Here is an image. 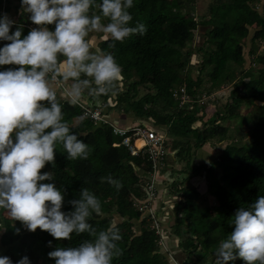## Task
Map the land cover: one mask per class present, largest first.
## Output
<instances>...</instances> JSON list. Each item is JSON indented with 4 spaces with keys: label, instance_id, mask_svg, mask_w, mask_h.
<instances>
[{
    "label": "trees",
    "instance_id": "16d2710c",
    "mask_svg": "<svg viewBox=\"0 0 264 264\" xmlns=\"http://www.w3.org/2000/svg\"><path fill=\"white\" fill-rule=\"evenodd\" d=\"M186 2L195 6L197 0H171L170 5L167 0H134L129 9L133 17L130 23L143 22L147 26L146 33L115 41L114 47H110L113 43L110 37L98 44L101 50L113 52L121 65L122 79L117 82L115 94L84 97L100 101L99 105L94 101L87 105L102 106L109 122H95L84 116L80 104L86 103L85 100L73 105L60 94L62 90L58 93L64 118L70 126L74 125L72 130L88 143L91 151L87 159H67L63 146L58 144L54 150L55 166L48 162L40 171H53L57 186L66 189L62 210H70L72 205L67 201L76 198L82 187H88L101 201L103 214L94 213L89 221L97 230L112 224L111 214L123 219L117 224L122 238L118 241L120 254L114 257L113 264H175L180 259L172 249L170 254L175 262L163 252L158 244L162 236L153 227V220L140 210L147 196L144 190L147 180L137 168H147L145 171L149 172L151 167L121 144L122 138L115 135L111 125L114 123L110 119L112 112L132 114L135 118L148 117L156 126H167L173 140L172 150H177L176 158L180 162L192 161L193 151L209 142H233L225 146L211 165L185 164L182 172H186L187 177L171 183L173 195L180 198L172 236L178 239L177 245L185 254L178 264H204L203 257L214 255L218 242L230 233L235 210L264 195V55L258 54L264 42V0H213L208 17H201L200 23L209 28L198 47L195 31L201 24L188 14ZM9 4L6 2L4 6L0 0V13L9 14ZM27 15L20 10L16 21L24 26V35L35 27ZM15 27L14 24L10 32ZM48 27L52 29L54 24ZM252 27L255 28L250 51L253 63L246 70L244 41ZM91 37L92 33L88 39ZM4 43L8 41H0V46ZM194 55L201 59L196 78L191 74ZM9 67L19 65H0V70ZM186 85H189L190 101L181 104L174 92ZM230 86L233 88L225 104L206 117L200 102ZM233 118L240 119V127L234 129L243 132L250 143L240 144L242 139L231 136L228 123ZM108 175L118 179L122 187L116 189L107 180H101ZM197 176H205L208 193L217 201L212 209L214 213L206 214V209L198 202L201 194L190 183ZM183 183L190 187L182 189ZM1 211L0 246L7 248L4 255L14 264L24 255L31 264H55V258L47 255L49 251L91 239L86 232L67 239L55 238L39 227L29 231L19 220L4 218ZM135 221L143 226L139 234L134 232ZM16 228L21 229L19 233ZM235 264L245 262L237 258Z\"/></svg>",
    "mask_w": 264,
    "mask_h": 264
},
{
    "label": "clouds",
    "instance_id": "9594fccd",
    "mask_svg": "<svg viewBox=\"0 0 264 264\" xmlns=\"http://www.w3.org/2000/svg\"><path fill=\"white\" fill-rule=\"evenodd\" d=\"M20 5L36 25L26 35L22 24L0 13V41H8L0 46V65H19L0 70V209L29 231L39 227L67 239L84 232L90 235L78 245L49 251L55 264H113L120 254L119 227L112 223L97 230L89 222L94 213L103 214L99 197L82 187L76 198L67 201L72 208L62 210L66 189L57 186L53 171L40 170L48 162L55 166L58 144L67 159H87L91 151L64 118L54 82L64 85L60 94L75 105L85 95L115 94L122 79L113 52L93 50L89 34H106L114 47L115 41L130 35H144L147 26L130 23L134 0H20ZM101 180L122 187L111 175ZM231 225L214 250L216 264H235L237 258L245 264H264V195L237 208ZM0 264L14 262L0 255ZM15 264L31 261L24 255Z\"/></svg>",
    "mask_w": 264,
    "mask_h": 264
},
{
    "label": "rangeland",
    "instance_id": "374dc122",
    "mask_svg": "<svg viewBox=\"0 0 264 264\" xmlns=\"http://www.w3.org/2000/svg\"><path fill=\"white\" fill-rule=\"evenodd\" d=\"M1 1H3V3L4 2L11 3V4H9L11 6V10H10V14H8V15L13 20L17 21L18 18H19L20 10L22 12L21 5H20V3H18V0H14V1H11V0H1ZM212 2H213V0H197V3H196L195 6H193L190 3H187L186 2V10H187L188 14L191 17L194 18V21L195 22H197V23L199 22L200 23L202 16H204L203 18H207L208 17V15H209V7H210V4ZM167 4L170 5L171 4V0H167ZM260 10L262 11V9H260ZM208 28H209V26H207V25H202L201 24V25L198 26V29L195 31V34H196L195 46L198 47L199 45H202L203 41L205 40V34L208 31ZM254 33H255V28H253V27L250 28V35H249L248 39L244 41V51H243V54H244V57H245L244 69H246V70L253 63L252 56L250 55V51H251V48H252V41L251 40L253 38ZM93 34L101 35L103 33H98V32H95L94 31V32H92V35ZM93 38H95V39H93ZM93 38H91L90 40L93 42L94 48H99V47H97L98 44L100 43V41H102V40L105 39L104 37L103 38L102 37L101 38H99V37H93ZM258 54L264 55V42L260 44V48H259ZM200 60H201L200 57L195 56V55L191 59V63L194 64V69L192 70V73L191 74H192V77H194V78H196L198 76V74H199L198 69H199V66H200L199 65ZM54 86L57 87V89L59 91L58 93H60L61 90L63 89V87L61 85H59L57 82H54ZM184 88H187V90H189V85H186ZM232 88H233V86L232 87L230 86L228 88L222 89L219 93L214 94V95L212 94L211 97L210 96H206L203 99V101L200 102L201 105H202L201 107L204 109V111L202 110V112H204L206 114L205 115L206 117L211 116L214 113V110H216L217 108L220 109L225 104V101L227 100V98L229 96V93L232 91ZM82 99L84 100V97ZM245 111H247V109H244V112ZM202 112L199 111L198 115H201ZM117 113L118 114H116V116H118V117L124 114L123 112H117ZM113 114L110 116V119L111 120L113 119V121H114L115 117H114ZM123 116H124V121H122V119L119 120V118L117 119L116 123L118 125L131 126V124L133 123V121L136 120V118L132 114H124ZM143 120L149 122L150 123V126L157 128L158 131L165 132L167 134V136H170L168 134V131H167L168 130L167 126H164V125H157L156 126V124L153 122V120L151 118H148V117L144 118ZM138 122L140 123L141 121H138ZM239 123H240V119L239 118H233L231 121H229L228 125L230 127V134H231V136L233 138H235V139H242L243 141H240V144L250 143L251 141L247 137H245V134L243 132L242 133H240V132L238 133L237 132L238 130L237 129H234L235 127H240ZM228 143H233V142L228 141V142H222V143L215 144V142L213 141V142H209V143L205 144L199 150H194V151L192 150L193 151L192 161H190V162H184V161L180 162V161H177V164H174V167H172L170 169L172 171L173 176L175 177L172 180L177 179V180H180L181 181V180H184L187 177L186 176L187 173L186 172H182V170H183L182 166H185V164H191V165H193V164H198V163H202L203 162V163H206L208 165H211V163L214 160H216V157L219 156L220 152L225 148V146ZM194 152H195V154H194ZM208 155H210V156H208ZM171 158H172V156H170V159H169V162H168V166L169 167L171 165H173V163H174V160L171 159ZM201 158H202V160H201ZM175 162H176V160H175ZM169 167H167V168H169ZM165 169H166V167L162 170L163 173H164ZM137 170H138V172H139V174L141 176H143V177L146 178V180H147L146 182L147 183L149 181H151L150 173H148V172L145 171V170H147V168H145V170H144V168H137ZM179 172H181V173H179ZM198 177H200V176H198ZM172 180L170 179V180H167L168 182L167 181L165 182V187L168 186L167 184L170 185L169 187H170V191L171 192L173 191V189L171 190V188H172V184H171L172 183ZM192 180L194 182L195 181H203V183L206 182L205 181V176H203L202 178H197L196 177V178H193ZM147 183H146V185H147ZM187 187H190V185L189 184H186V183H183L181 188L183 189V188H187ZM197 188L201 189L200 186H197ZM207 190L208 189H205V190L200 191L201 198H200V200L198 202H199L200 206L202 207V209H206V211H205L206 214H208V213H214V211L212 209H213V206H215L217 204V201H216V199L214 197H212L208 193ZM169 197H168V199H169ZM158 198H159V196H158ZM158 198L155 201H153L154 208H157L158 206L159 207L162 206L161 202H158L159 201ZM177 206H178V204L176 205V207ZM1 214L3 215L4 218H6L8 220H11L12 219L11 216L9 215V213L7 212V210L2 209ZM162 214H163V212H162ZM144 216H145V214H144ZM161 219H162L163 222L165 221V218L164 217L161 218ZM111 220H112V223H115L116 225L119 224V223H121L123 221V219L120 218L118 214H111ZM164 223H166V222H164ZM142 229H143L142 223H140V221L139 222L138 221H135L134 232L137 233V234H139ZM36 230H38V229H36ZM164 230L166 231V234L169 237L168 238L166 236V238L163 239L164 242H168L169 243V245H168V243L166 244L167 245V248H169L170 250L172 249V251H176V254L178 253L177 255L179 256V259L183 261V259L185 258V254L182 253L180 247H178V245H177V240L178 239H176V237H173L172 236V233H170L168 231V228H165L164 227ZM171 230H172V228H171ZM6 250H7V248L0 246V255H4L5 252H6ZM180 260L177 259V261H176L175 264H177ZM203 263L204 264L205 263L206 264H216L215 255H212L210 258L207 255L204 256L203 257Z\"/></svg>",
    "mask_w": 264,
    "mask_h": 264
},
{
    "label": "built area",
    "instance_id": "2783aa9c",
    "mask_svg": "<svg viewBox=\"0 0 264 264\" xmlns=\"http://www.w3.org/2000/svg\"><path fill=\"white\" fill-rule=\"evenodd\" d=\"M5 4L6 2H4V6ZM2 13L5 12L2 11ZM58 84L62 85L60 83ZM184 87L179 91L174 92V96L181 100V104L190 101L188 90ZM80 105L84 109V116L91 118L95 122H109L105 117L106 115L103 114L102 106L90 107L84 102ZM111 125L115 135H118L122 138L121 144L126 146L131 151L132 155L145 159V161L148 162L149 166L151 167V170L149 171L151 181H149L144 187L147 196L146 199L141 202L142 205L140 210L143 212V214H145L146 217L153 220V227L156 229L157 233L162 236L158 244L162 246L161 248L163 252L170 256V258H172V260L175 262L174 258L170 254V249L167 248V242L163 241V239L167 236L166 231L164 230V227L166 228V224L162 221L160 212H158L157 208H154L153 206V201H155L159 196L153 177L156 174H163L162 170L168 166L170 156H172L173 151H175L172 150L171 147V142L173 140L167 136L165 132L158 131L157 128L150 125H137L131 128L119 127L115 123H111ZM138 141H143L144 143L141 148L137 146ZM119 145L120 144H115V146Z\"/></svg>",
    "mask_w": 264,
    "mask_h": 264
},
{
    "label": "crops",
    "instance_id": "0c3cea01",
    "mask_svg": "<svg viewBox=\"0 0 264 264\" xmlns=\"http://www.w3.org/2000/svg\"><path fill=\"white\" fill-rule=\"evenodd\" d=\"M11 1H14V0H11ZM17 3V2H16ZM18 3H20L19 2V0H18ZM10 14V13H9ZM105 35L106 34H101V35H96V34H93L92 35V37L91 38H93V37H99V38H105ZM93 39H95V38H93ZM106 39V38H105ZM91 41V40H90ZM101 42V41H100ZM91 43H92V45H93V48H94V44H93V42L91 41ZM98 47V46H97ZM95 49V48H94ZM90 98H87V97H84V100H85V102L86 103H88V104H93V101L94 102H96L98 105L99 104H101V102L100 101H95V100H93L92 101V99L91 100H89ZM90 101V102H89ZM112 114H113V112H112ZM111 114V115H112ZM116 114H118V113H114L113 115H114V117H115V119H114V121H113V119H112V121L115 123V124H117L116 123V121H117V119L119 118V120L120 119H122V121H124V114L123 115H121V116H116ZM110 115V116H111ZM144 118H136V120L135 121H133V123L131 124V126H123V125H118L119 127H123V128H131V127H133V126H137V125H150V123L149 122H147V121H144L143 120ZM138 121H141L140 123L138 122ZM120 124V123H119ZM176 153H177V150H175V151H173V154H172V158L171 159H173L174 160V163H173V165H171L170 167L169 166H167V167H169V168H167L166 167V169H165V171H164V173L162 174V173H160V174H156L154 177H153V180H154V183H155V185H156V187H157V189H158V194H159V201L158 202H161V204H162V206H158L157 207V210H158V212H160V214H161V217L163 218H165V221L164 222H166L165 224V226H166V228H168V231L170 232V233H172L171 231V228H172V224H174V222H175V217H176V215H177V212L176 211H178V206L176 207V205L178 204V201H179V198H177L176 197V195H173V191L171 192L170 191V185L169 184H167L168 186L167 187H165V182L167 181V180H172L173 178H175L174 176H173V174H172V171L170 170L172 167H174V164H177V158H176ZM208 156H210V155H208ZM175 160H176V162H175ZM201 160H202V158H201ZM173 170V169H172ZM149 173V172H148ZM179 173H181V172H179ZM177 176V175H176ZM186 176H187V174H186ZM185 176V177H186ZM184 177V178H185ZM203 177V176H202ZM201 176L200 177H198L197 176V178H202ZM194 178H196V177H194ZM174 180H177V179H174ZM192 180V179H191ZM190 180V183H192V185L193 186H195L196 188H197V186H200V188L201 189H199V188H197V190L200 192V191H202V190H205V189H208V185H207V181H206V179H205V183H203V181H191ZM198 180V179H197ZM173 181V180H172ZM168 182V181H167ZM197 183V184H196ZM199 184V185H198ZM169 188V189H168ZM171 190H172V188H171ZM208 191V190H207ZM170 196V197H169ZM168 197H169V199H168ZM174 198V199H173ZM177 208V209H176ZM162 212H163V214H162ZM167 237H168V235H167ZM169 238V237H168ZM168 243V242H167ZM168 245H169V243H168Z\"/></svg>",
    "mask_w": 264,
    "mask_h": 264
},
{
    "label": "bare ground",
    "instance_id": "6f19581e",
    "mask_svg": "<svg viewBox=\"0 0 264 264\" xmlns=\"http://www.w3.org/2000/svg\"><path fill=\"white\" fill-rule=\"evenodd\" d=\"M143 144H144L143 141H138L137 142V145H138L139 148H141L143 146Z\"/></svg>",
    "mask_w": 264,
    "mask_h": 264
}]
</instances>
